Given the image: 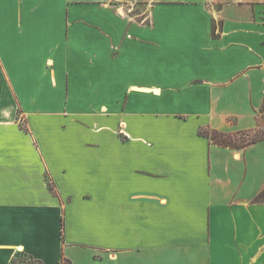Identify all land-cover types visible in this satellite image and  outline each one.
Returning a JSON list of instances; mask_svg holds the SVG:
<instances>
[{
	"label": "crops",
	"instance_id": "0c3cea01",
	"mask_svg": "<svg viewBox=\"0 0 264 264\" xmlns=\"http://www.w3.org/2000/svg\"><path fill=\"white\" fill-rule=\"evenodd\" d=\"M263 102L264 0H0V264H264Z\"/></svg>",
	"mask_w": 264,
	"mask_h": 264
},
{
	"label": "trees",
	"instance_id": "16d2710c",
	"mask_svg": "<svg viewBox=\"0 0 264 264\" xmlns=\"http://www.w3.org/2000/svg\"><path fill=\"white\" fill-rule=\"evenodd\" d=\"M260 114L264 118V102L260 109ZM198 133L200 136H204L208 138L209 141L212 142L213 144L224 147H230L234 149H242L254 143L264 140V136L261 135L262 133L261 128L259 127L254 131L238 132L233 135H226L216 131H210L208 129H200ZM48 187L51 191L52 190L51 186L48 185ZM29 261L30 263L28 264H35L31 261V259ZM22 263L25 264V261H23ZM60 264H70V263L66 259H62Z\"/></svg>",
	"mask_w": 264,
	"mask_h": 264
},
{
	"label": "rangeland",
	"instance_id": "374dc122",
	"mask_svg": "<svg viewBox=\"0 0 264 264\" xmlns=\"http://www.w3.org/2000/svg\"><path fill=\"white\" fill-rule=\"evenodd\" d=\"M133 9H137L138 10V13L141 14L143 12H146V9L147 7L143 6L142 4L138 3V5L134 4L133 5ZM262 125H263V129H261V135L264 136V118H263V122H262ZM25 261V264H28L30 263V261L28 259H26V257L24 256H19L17 257L16 259V264H23L22 262Z\"/></svg>",
	"mask_w": 264,
	"mask_h": 264
}]
</instances>
